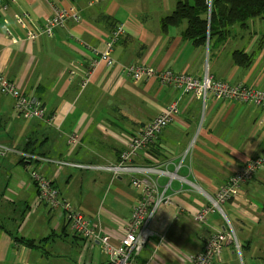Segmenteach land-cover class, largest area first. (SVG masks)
<instances>
[{"label": "crops", "instance_id": "0c3cea01", "mask_svg": "<svg viewBox=\"0 0 264 264\" xmlns=\"http://www.w3.org/2000/svg\"><path fill=\"white\" fill-rule=\"evenodd\" d=\"M1 1L8 5L0 14V72L40 101L50 121L22 119L13 99L0 94V264H109L97 242L72 233L64 218L37 201L32 174L50 180L75 212L118 245L140 199L141 189L131 181L140 177L87 175L42 160L115 166L129 141L174 102L172 123L131 162L144 167L157 160L174 175L157 178L159 191L169 184V202L158 209L150 229L164 241L151 239L135 264H149L154 252L159 264H189L209 237L228 226L238 249L226 244L216 264H264L263 171L222 205L227 224L217 212L203 224L192 220L248 161L264 160L262 110L228 100L203 105L175 85L155 78L135 82L124 71L138 65L194 79L207 72L214 80L264 91V16L232 25L221 44L213 39L195 46L182 37L184 23L162 25L177 0ZM55 7L75 10L79 21L68 20L51 38L30 43L12 44L2 29L23 36L43 26ZM21 11L28 14L24 27L15 20ZM119 26L124 34L114 46L113 67H107L99 55ZM238 51L250 58L248 64L234 63ZM71 135L77 144H68Z\"/></svg>", "mask_w": 264, "mask_h": 264}, {"label": "built area", "instance_id": "2783aa9c", "mask_svg": "<svg viewBox=\"0 0 264 264\" xmlns=\"http://www.w3.org/2000/svg\"><path fill=\"white\" fill-rule=\"evenodd\" d=\"M65 1V0H60ZM9 4H13L15 0H8ZM7 3L4 4L0 0V14L7 9ZM28 19L26 11H21L15 15V20L20 27L25 26V20ZM79 13L73 9L53 8V14L43 26L27 31L23 36H18L8 27L3 26L2 29L6 36L11 40L12 44L22 42H34L40 38H51L57 28L63 27L68 20L78 22ZM5 21H3L4 23ZM123 26H119L111 33L109 39L105 43L104 50L99 55L100 62L107 67H113L114 60L112 53L115 44L123 37ZM124 71L135 82L141 79L155 78L163 84L175 85L181 88L183 93L191 94L200 99L205 105L209 99L214 101L228 100L239 104H250L262 110V121L264 123V91L254 90L239 84H228L223 81L213 80L212 77L205 72L201 80L194 79L190 76L171 71H157L151 67L130 65L124 68ZM0 94L10 96L14 101V110L22 119L47 120L48 112L42 103L34 98L27 97L19 91L17 87L9 82L0 72ZM178 102L168 105L159 115L153 118L141 131L140 135L132 138L127 147L120 154L119 163L115 166H96L86 164H76L66 161H50L42 160L45 163H53L59 167H67L80 171L109 172L114 175L133 174L139 176L138 179L131 181L132 186L138 187L140 191V199L136 206L132 209L128 225L123 235L119 238L118 245H112L110 237L101 233V230L93 225L80 213L73 210L69 202L61 198L58 190L53 186L52 182L38 173L32 174V179L36 187L37 201L44 203L51 211L56 212L58 216L67 221L72 233L78 235L85 241L97 242L103 254L108 258L109 264H135L137 257L141 255L146 245L151 239H158V242L164 241V237H158L152 233L150 227L157 217L158 209L169 202L166 196L169 184L159 191L158 184L153 182V177H161L170 174L163 167L157 166L155 169L151 167H136L131 164L135 153L142 148L151 146L163 129L172 123L174 116L177 114ZM68 144H77L75 135L69 136ZM264 172V160L256 158L248 161L241 169L235 172L227 181V183L216 191L213 197L209 198L208 206H203L195 211L192 219L197 224L205 223L208 216L217 212L224 216L221 210L222 205L236 198L241 187L250 181L253 176L259 172ZM167 173V174H166ZM134 178V177H133ZM238 245L233 231L228 226L209 237L203 244L202 250L194 255L189 264H216L223 261V248L226 244ZM150 257L149 264H159V260L155 255Z\"/></svg>", "mask_w": 264, "mask_h": 264}, {"label": "trees", "instance_id": "16d2710c", "mask_svg": "<svg viewBox=\"0 0 264 264\" xmlns=\"http://www.w3.org/2000/svg\"><path fill=\"white\" fill-rule=\"evenodd\" d=\"M263 16L264 0H177L174 10L161 22L165 27L184 23L182 37L195 46H204L213 39L218 44L226 41L230 35L227 29L232 25L243 26L250 19ZM232 60L242 65L248 64L250 58L238 51L233 53Z\"/></svg>", "mask_w": 264, "mask_h": 264}, {"label": "rangeland", "instance_id": "374dc122", "mask_svg": "<svg viewBox=\"0 0 264 264\" xmlns=\"http://www.w3.org/2000/svg\"><path fill=\"white\" fill-rule=\"evenodd\" d=\"M206 44H207V42H206ZM206 44L204 45V46H206ZM205 74V73H204ZM204 76V75H203ZM203 78V77H202ZM201 78V79H202ZM201 79H199V80H201ZM214 80V79H213ZM216 81H218V80H216ZM223 82H226V83H228V84H231V85H234L233 83H231V82H227V81H223ZM146 167H151V169H155V168H157V160H156V162H152L151 164H149V165H147ZM164 170L166 171V167L164 168ZM166 172H168V171H166ZM35 173V172H34ZM84 173H87V175H93V171H86V172H84ZM169 173V172H168ZM167 174V173H166ZM171 176L170 174H167V175H165V176H167V177H169V176ZM172 177V176H171ZM153 180V182H156L157 183V177H153L152 178ZM249 182V181H248ZM239 194H240V191H239ZM239 194H238V196H239ZM61 196V195H60ZM61 198H63L62 196H61ZM260 198H264V195L262 194L261 195V197ZM256 202V204L258 203L259 204V202L260 201H255ZM221 210H222V212H223V207H221ZM217 215L219 216V217H221V219L223 220V223H225V224H227V222H226V219H225V215L224 216H222L221 214H218L217 213ZM157 218V217H156ZM193 220V219H192ZM194 222V221H193ZM195 223V222H194ZM237 252V251H236ZM237 258L241 261V258H240V256L238 255V252H237Z\"/></svg>", "mask_w": 264, "mask_h": 264}]
</instances>
